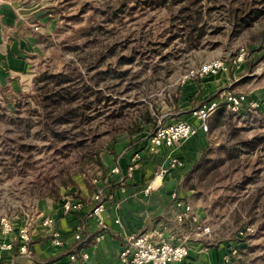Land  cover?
Returning a JSON list of instances; mask_svg holds the SVG:
<instances>
[{"label":"trees","instance_id":"16d2710c","mask_svg":"<svg viewBox=\"0 0 264 264\" xmlns=\"http://www.w3.org/2000/svg\"><path fill=\"white\" fill-rule=\"evenodd\" d=\"M95 2L98 3L92 4V11L107 26L123 29L126 24L139 20H159L161 33L154 41L155 29L146 31L143 27L123 41L100 44L96 50L65 46L71 58L58 71L52 72V66H46L44 74L35 79L32 92L24 99L15 98L13 111L7 107L10 101L6 96L3 104L0 101L3 125L0 178L31 177L27 190L37 199L59 201L63 190L76 185L78 175L87 178L95 169L103 170L101 156L118 136L126 133L131 139H144L158 127V107L150 108L146 103L134 104L121 98L133 91L139 92L142 87V83L136 82L140 73L131 74L129 65L150 55H164L178 45L186 51L201 49L212 43L215 36L237 39L264 23V0ZM81 4V11L86 13V2ZM260 36L261 33L254 35L253 39ZM175 55L171 51L165 58ZM158 68L153 69L154 75L162 72ZM123 83H126L125 91H122ZM111 90L115 98L107 95ZM208 124L211 137L220 130L222 144L211 143L203 152L185 179L187 191L208 190L219 182L223 173L228 174L239 166L244 156L264 151V133L244 139L233 114L225 107L212 115ZM40 144L45 151L43 157L38 156ZM213 155L217 156L212 158ZM243 187L244 184L239 185L240 189ZM221 242L215 239L205 244L215 247ZM249 249V246L242 247L239 261L234 264H246Z\"/></svg>","mask_w":264,"mask_h":264},{"label":"crops","instance_id":"0c3cea01","mask_svg":"<svg viewBox=\"0 0 264 264\" xmlns=\"http://www.w3.org/2000/svg\"><path fill=\"white\" fill-rule=\"evenodd\" d=\"M22 13L24 9L18 5L0 1V101H6L5 96L8 101L20 97L32 74L29 58L36 54L33 52L37 44L23 31L26 23L21 21ZM233 62L216 76L189 80L173 107L176 113L170 114L174 118L165 124H196L192 110L222 91L245 93L248 102L264 101V49L252 51L242 63ZM243 80L249 84L245 88ZM210 144L207 134L200 133L176 147L163 145L152 152L147 148V138L121 136L102 154L103 170L95 169L89 178L79 177L75 186L63 190L59 201L41 200L35 210L10 219L16 227L29 226L31 253L21 256L16 249L3 250L6 244L15 242V235H0V264H119L122 248L134 235H149L153 240L171 238L176 243L187 239L190 257L175 264H225L223 247L208 250L205 242L197 241L196 236L202 235L192 224H180L175 218L173 196L190 203L195 192L184 188L185 179ZM136 154L140 156L138 166L129 172ZM174 159L178 161L176 168L171 166ZM116 168L118 174L113 173ZM162 169L168 172L159 178ZM149 185L152 189L146 192ZM98 193H103L105 199L102 227L90 216ZM67 202L71 210L65 213ZM193 207L200 219H207L204 211ZM45 219L53 220V224L45 226ZM55 239L60 245L55 244Z\"/></svg>","mask_w":264,"mask_h":264},{"label":"rangeland","instance_id":"374dc122","mask_svg":"<svg viewBox=\"0 0 264 264\" xmlns=\"http://www.w3.org/2000/svg\"><path fill=\"white\" fill-rule=\"evenodd\" d=\"M0 1L18 5L21 10L24 9V13L21 14L24 18V21H21L26 23L23 31L33 37L37 44V51L35 48L33 52L36 54L29 58L32 74L24 84L25 89L20 95V98L23 99L32 92L35 79L44 74L46 66L51 65L52 72L58 71L71 58L69 52L64 50L65 46L78 45L89 50H96L100 44H113L114 41H123L143 27L146 31L150 28L155 29L154 41H157L158 35L161 33L159 20L153 22H148L147 19L139 20L136 23L126 24L123 29L118 26H107L92 11V4L98 3L95 2L98 0ZM82 1L86 2V13L81 11ZM29 13L32 14L29 16ZM37 14H40L38 18ZM53 21L55 22L52 24ZM8 30L12 34L11 28ZM260 33L261 36L254 40L253 36ZM211 42L201 49L192 51L181 49L179 48L181 45H178L173 47L174 50L171 48L167 50L176 52V55L170 58H165V55L169 53L165 51L166 54L164 55L154 54L150 55L148 59L137 60L132 63L128 66L131 67L130 73H140L136 82L142 83V87L141 90H138L139 92L133 91L121 98L134 104L146 103L150 108L154 105L158 107V125L173 119L174 117L170 114L176 113L173 109L175 99L180 98V91L188 82L186 76L212 60L221 59L228 66L234 63V59L242 51L246 53L245 61L252 51L263 50L264 23L257 25L251 32L245 33L237 39L230 40L229 37L221 35L213 37ZM145 65L147 68L144 67ZM155 67L162 69L159 75H154L153 69ZM163 67L167 68L163 69ZM248 85V82L243 80V87ZM125 89L126 83H123L122 91ZM144 91L146 92L143 93ZM231 92L236 93L235 91ZM107 95L116 97L112 90L107 91ZM1 102L3 104V101ZM257 102L261 104V108L248 111L245 115H233L236 127L240 129L244 139L264 133V101ZM15 103L17 102L10 101L7 105L10 111L15 109ZM2 131L3 125L0 123V143ZM209 133L210 131L207 136L210 143L222 144L220 130H216L212 137ZM125 134H121L118 138ZM42 147L43 144H40L38 148L39 157H43L45 154ZM216 156L213 155L212 158ZM38 175L39 172L36 174V178ZM79 177L83 176L78 175L76 180ZM30 178L6 176L0 178V217L14 219L20 215L28 214L35 210L38 202L44 200L29 195L27 187L31 181ZM241 184H244V187L240 189L239 185ZM190 203L204 211L207 219L203 220V223L211 228L209 236H196L199 237L198 242L206 243L221 239L222 242L218 243L217 246L208 247L206 244L205 247L208 250L223 247L226 253L225 264H234L239 261L240 249L244 246L250 247V253L244 260L246 264H264L263 150L244 156L243 162L229 170L228 174L223 173L215 186L213 185L203 192H196L190 199Z\"/></svg>","mask_w":264,"mask_h":264},{"label":"built area","instance_id":"2783aa9c","mask_svg":"<svg viewBox=\"0 0 264 264\" xmlns=\"http://www.w3.org/2000/svg\"><path fill=\"white\" fill-rule=\"evenodd\" d=\"M246 53L242 51L234 59L236 63H242ZM227 70L226 63L221 59H215L205 63L199 69L191 71L186 79L189 81L197 77L216 76ZM221 107H225L228 112L233 115H245L248 111H254L261 108V104L257 100L248 102V97L245 93H233L224 91L215 99L195 108L191 112V116L196 124H191L184 121H178L171 124L160 123L155 131L147 137V148L155 152L159 147L165 145L169 148L176 147L192 137L200 133L207 134L210 131L208 124L209 119ZM139 154L135 155L134 160L128 168L129 172L134 171L138 166ZM172 168L178 166L176 159L172 160ZM168 172V169H162L157 177H163ZM114 174H118V168L113 170ZM152 185H149L146 192L151 191ZM104 195L98 193L95 196L96 206L91 211L90 216L95 217L98 224L102 227L105 225L103 217L104 212ZM175 207V218L180 224L190 223L195 227L196 232L202 236H209L211 228L203 223L194 207L180 198L178 195L173 196ZM71 210V203L64 204V211L68 213ZM45 226H51L53 220L45 219ZM0 235L8 236L15 235V242L6 244L3 250H17L21 256H29L31 253V232L28 225L14 226L12 221L6 217H0ZM81 239V235L76 236ZM55 244L60 245L59 240L55 239ZM190 245L188 240L181 243H176L171 238H160L153 240L149 235H134L130 236L119 255V264H175L181 263L190 257ZM75 260V257H71Z\"/></svg>","mask_w":264,"mask_h":264}]
</instances>
